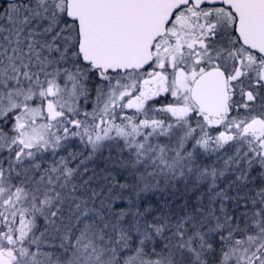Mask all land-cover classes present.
I'll use <instances>...</instances> for the list:
<instances>
[{
  "label": "snow or ice",
  "instance_id": "snow-or-ice-1",
  "mask_svg": "<svg viewBox=\"0 0 264 264\" xmlns=\"http://www.w3.org/2000/svg\"><path fill=\"white\" fill-rule=\"evenodd\" d=\"M0 264H264V0H0Z\"/></svg>",
  "mask_w": 264,
  "mask_h": 264
}]
</instances>
